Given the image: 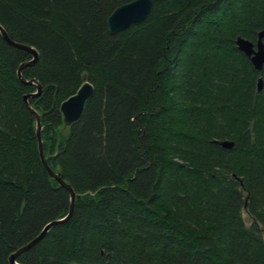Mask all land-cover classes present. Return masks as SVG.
<instances>
[{"label": "trees", "instance_id": "16d2710c", "mask_svg": "<svg viewBox=\"0 0 264 264\" xmlns=\"http://www.w3.org/2000/svg\"><path fill=\"white\" fill-rule=\"evenodd\" d=\"M128 1L0 0L8 38L37 53L20 74L41 86L27 102L42 155L75 194L16 262L264 264V63L234 43L264 30V0H154L110 34ZM30 58L0 37V264L68 211L16 75ZM83 79L93 92L64 126Z\"/></svg>", "mask_w": 264, "mask_h": 264}, {"label": "water", "instance_id": "95a60500", "mask_svg": "<svg viewBox=\"0 0 264 264\" xmlns=\"http://www.w3.org/2000/svg\"><path fill=\"white\" fill-rule=\"evenodd\" d=\"M153 2L154 0H131L116 6L114 9L111 10V12L108 14L106 18V25L109 33L114 34L118 31L125 29L131 24L143 21L146 18ZM0 37L8 44L18 48H22L31 54V58L19 64L16 69V75L18 80L22 84L31 85L35 89L33 93L24 94L22 96V99L24 100L28 111L32 114L34 118V134L37 141V151H38L39 160L42 166L44 167V169L46 170L47 174L49 175V177L54 179L57 185L59 187L64 188L68 193L67 214L62 218H54L48 221L47 223H45L40 229V231L31 240L21 245L13 253H10L8 255L7 257L8 264H19L16 262V257L18 255L26 251L28 248L34 245L40 238H42V236L49 230L51 226L57 225L59 223H63L69 218L73 209L75 194L71 189L70 185L60 178L59 173L51 170L47 165L46 159L48 158L43 157L42 149H41L40 118L39 115L36 113V111H34L27 102V99L29 97L36 96L40 93L41 86L32 78L24 79L20 74V70L23 67L32 64L37 57V53L32 48H29L24 45H20L10 40L1 26H0ZM263 37H264V30H260L257 32V37L254 43L239 36H237L234 40L237 50L242 52L248 58L252 67L257 71L261 70L262 65L264 63V44L262 42ZM260 88H261V78L258 77L256 82V90H260ZM92 92H93V88L90 85V83H88L86 80L83 79L82 83L76 88L74 93L69 95L60 102L59 112L64 126H69L75 123L80 118L85 102L91 96ZM219 144L224 148H230L232 146V142L228 140H222L219 142Z\"/></svg>", "mask_w": 264, "mask_h": 264}, {"label": "rangeland", "instance_id": "374dc122", "mask_svg": "<svg viewBox=\"0 0 264 264\" xmlns=\"http://www.w3.org/2000/svg\"><path fill=\"white\" fill-rule=\"evenodd\" d=\"M241 217H242L243 222H244L245 225H248L250 223L251 220H250V218L248 217L247 213L244 210H242V212H241Z\"/></svg>", "mask_w": 264, "mask_h": 264}]
</instances>
